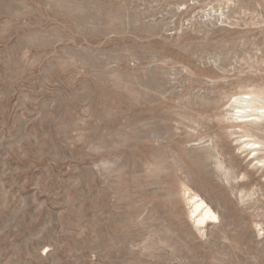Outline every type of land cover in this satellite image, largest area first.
I'll use <instances>...</instances> for the list:
<instances>
[{"label": "rangeland", "instance_id": "374dc122", "mask_svg": "<svg viewBox=\"0 0 264 264\" xmlns=\"http://www.w3.org/2000/svg\"><path fill=\"white\" fill-rule=\"evenodd\" d=\"M252 91L264 0H0V264H264Z\"/></svg>", "mask_w": 264, "mask_h": 264}, {"label": "bare ground", "instance_id": "6f19581e", "mask_svg": "<svg viewBox=\"0 0 264 264\" xmlns=\"http://www.w3.org/2000/svg\"><path fill=\"white\" fill-rule=\"evenodd\" d=\"M229 119L234 130L238 129L233 135L238 134L237 142L241 148L253 157L254 162L257 161V166L263 167L264 143L255 139V133L264 130V92L252 91L233 98ZM182 195L189 207V220L198 232L221 222L219 214L199 193L185 187Z\"/></svg>", "mask_w": 264, "mask_h": 264}]
</instances>
